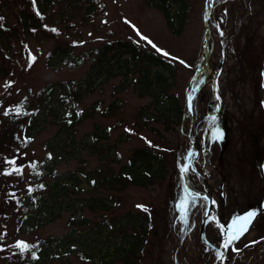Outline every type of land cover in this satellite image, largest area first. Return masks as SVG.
Returning <instances> with one entry per match:
<instances>
[{
  "label": "rangeland",
  "instance_id": "rangeland-1",
  "mask_svg": "<svg viewBox=\"0 0 264 264\" xmlns=\"http://www.w3.org/2000/svg\"><path fill=\"white\" fill-rule=\"evenodd\" d=\"M62 2L55 3L50 9L51 24L57 28V36L25 38V51L22 52V46L17 45L21 53L15 55L18 64L10 80H0V136L5 112L22 97L27 96L34 102L33 95L48 83L54 84L55 92L59 93L67 82H76L90 74L97 79V88L83 98L79 108L95 107V110L90 118L76 127V135L77 138L89 137L93 131L99 133L106 129L107 140L100 138L99 142L105 144L111 153L104 151V160L100 162L96 154L86 155L82 151L80 155L85 159L84 164L76 160L62 162L58 164L57 172L94 171L97 167L104 169L107 166L115 172L134 148L146 144L164 153L167 172L163 180L147 186L125 184L112 191L98 187L92 193H110L114 205L107 212L84 209L82 214L90 222L76 230L69 221L82 215L63 212L54 222L27 234H19L16 232L18 211L5 198H8V192L22 190L23 193L26 190L30 183L28 162L40 160L46 154L45 144L58 129L46 118L44 126L33 134L32 139L7 149L14 154L17 165L23 167L15 171L13 166L5 174H0V264H28L30 252L17 245L23 242L28 246L50 236L57 240L66 236L75 238L74 242L61 247L62 255L50 264H124L127 257L120 252L131 240L133 231L128 227L119 229L116 223L131 211L145 213L138 205L147 209L150 226L139 249L129 255L128 264H216V259L207 257L208 248L201 245H205L200 237L203 218L192 226L185 243H177L181 221L178 212L185 209V203L173 152L181 144V132L187 133L188 127L182 123L169 128L161 123H144L138 112L150 102V98L139 97L132 85L116 91L124 78L116 68V74L105 80L95 76L97 70L91 60L76 67L47 66V53L56 46L64 48L75 43L72 51L77 54L115 40L135 43L157 51L163 58L179 59L174 62L175 81L171 91L182 106L188 80L201 62L208 0H186L188 9L184 30L176 36L171 33L162 12L143 0H93L94 8L90 13H87L85 3L65 10L66 4ZM5 4L0 3L1 9L11 24L15 16ZM223 5L224 8L218 6L214 18L216 29L222 28L226 34L225 60L218 63L217 80L222 106L219 116L198 134V159L215 204L206 226H210L214 235V240L209 242L219 249L215 257L220 251L224 253L218 264H264V0H233ZM111 65L115 67L114 60ZM114 100L118 108L111 115H104L102 112ZM191 108L194 122L205 112L217 109L202 97ZM112 157L116 162L110 160ZM183 164H179V169ZM82 187L88 188L86 183ZM248 212L257 213L251 227L225 248L228 226L236 216ZM213 217L219 219L218 222L212 221ZM69 249L73 252L67 254L65 251ZM78 250L86 252L92 259H84ZM99 257H102L101 261Z\"/></svg>",
  "mask_w": 264,
  "mask_h": 264
},
{
  "label": "trees",
  "instance_id": "trees-1",
  "mask_svg": "<svg viewBox=\"0 0 264 264\" xmlns=\"http://www.w3.org/2000/svg\"><path fill=\"white\" fill-rule=\"evenodd\" d=\"M66 7L74 8L81 3L87 6V13L94 8L93 0H63ZM147 5L155 7L164 15L167 25L173 35H179L184 29L188 3L186 0H143ZM233 0H215L211 17L210 47H209V70L199 74L193 81L192 107L197 104L199 97L205 99L209 105L218 106L219 83L218 78H214V73L219 69L221 61L225 60L226 34L223 29H216L214 18L218 6L224 8L223 4ZM62 0H0V3L7 5L15 21L8 23L7 14L0 5V80L8 82L13 74L14 67L18 64L15 55L20 54L17 45L22 46L25 51L27 37L43 35L57 36V28L52 24L50 9L55 3L61 4ZM63 3V2H62ZM57 4V5H58ZM39 13V15L37 14ZM213 23V25H212ZM55 29L56 31H52ZM70 45L60 48L58 46L47 53V66L50 68L62 65L76 67L87 60L95 64L96 77H103L108 80L115 75L114 69L122 74L123 81L115 88L119 91L124 86L132 85L139 97H149L150 102L139 109L138 116L146 123H161L163 127L169 128L171 125L184 124L186 127H194L191 118L186 115L188 109L185 101L180 106L177 95L172 93L171 87L174 84V62L179 59H166L155 50H149L138 46L135 43L115 40L106 42L95 47L84 49L77 54H73ZM111 60L115 61V67L111 65ZM219 63V64H218ZM201 62L199 63V66ZM96 78L88 75L76 82H67L59 93L55 92V85L48 83L31 98L24 96L20 101L5 112L2 122L3 131L0 136V174H5L10 167H15V171H20L22 166L17 165L14 154L7 149L16 148L22 141L32 139L34 133L42 128L46 121L58 129L54 136L46 144V154L40 159L28 162L29 184L26 190H15L8 192L5 201L16 207L19 219L16 224V232L27 234L35 229L44 227L58 218L63 212H77L82 216L79 219H72L69 224L73 230L80 226L89 224L90 220L83 216L84 209L94 212L99 210L107 212L114 205L113 197L110 193L105 195L92 193L99 188L107 187L110 191L116 190L125 184L136 186H147L154 181H161L167 172L164 153L157 148H151L147 144L143 147L134 148L126 158L124 164L114 172L112 167L94 171H69L58 173L59 163H66L69 160H76L84 164L85 159L80 153L84 151L86 155L96 154L100 162L104 160L103 152L109 153V148L99 142V139L108 138L107 130L93 131L88 136L77 138L76 127L81 125L86 119L92 116L95 107L85 109L79 108L83 98L93 93L96 86ZM214 81L217 82L214 92ZM135 82V84H134ZM195 104V105H194ZM118 108L116 100L109 104L104 111V115L113 112ZM19 109V111H17ZM194 113V110H193ZM207 113V112H205ZM203 117L196 129L200 134L203 128L214 121L216 117ZM181 144L174 150V163L177 172L180 173L179 164L184 162L190 152V141L186 133L180 134ZM5 149V150H4ZM111 153V152H110ZM116 162L113 157L110 159ZM14 161V163H12ZM35 165V167H33ZM195 169H187V183L190 193L185 191L181 183L182 199L185 209L179 210L180 231L177 236V243H185L188 233L199 218H203L206 200L195 196L205 191L203 180L197 175L199 172L205 179L200 161L197 157L194 162ZM97 179H95L96 177ZM87 184V189L82 184ZM87 194V196H85ZM96 194V195H95ZM137 214L135 212L126 213L117 221L119 229L128 227L133 231L131 240L124 244L120 254H124L128 264L129 255H133L143 242L144 235L149 228L148 212ZM219 220V219H218ZM217 218L212 221L218 222ZM179 224V223H178ZM206 238L214 240L210 226H206ZM74 237H60L58 240L52 236L37 240L36 243L28 245L30 257H27L28 264H50L59 258L64 244L74 242ZM124 240L122 241V243ZM53 244V246H52ZM201 244V242H200ZM207 249L206 245L201 244ZM178 250V249H177ZM67 254L73 250H66ZM84 259H90L86 252L78 250ZM215 250L206 251L207 257L216 259ZM177 253V252H176ZM92 259V258H91ZM102 260V257H99Z\"/></svg>",
  "mask_w": 264,
  "mask_h": 264
},
{
  "label": "water",
  "instance_id": "water-1",
  "mask_svg": "<svg viewBox=\"0 0 264 264\" xmlns=\"http://www.w3.org/2000/svg\"><path fill=\"white\" fill-rule=\"evenodd\" d=\"M212 3H213V0H208V6H207V17L204 21V37H203V41H202V47H201V52H202V60H203V68L201 70H197L192 78H194L197 74H199L200 72L204 71L207 69L208 67V59H207V51H208V26H209V19H210V15H211V8H212ZM191 78V79H192ZM211 115H214L211 114ZM210 115V116H211ZM191 130H189V133H188V136L191 137ZM192 148L195 147L196 149V154L198 152V148H199V145H198V142L197 141H192V144H191ZM195 157H193L190 161H187L184 166H183V169H182V179H183V185L185 187V189H187V184H186V178H185V170L187 169L188 166L192 165L193 163V160H194ZM202 197L206 198L207 199V207H206V211H205V217H204V221L201 225V228H200V237H202L204 239V227H205V223H206V220L208 219V214L210 212V210L212 209L213 207V203H212V199H211V193L209 192V190L207 191V193L201 195ZM207 246L209 248H215L214 246H212L209 242H206ZM217 264V263H216Z\"/></svg>",
  "mask_w": 264,
  "mask_h": 264
},
{
  "label": "snow or ice",
  "instance_id": "snow-or-ice-1",
  "mask_svg": "<svg viewBox=\"0 0 264 264\" xmlns=\"http://www.w3.org/2000/svg\"><path fill=\"white\" fill-rule=\"evenodd\" d=\"M35 2V0H33ZM39 15V13H37ZM52 31H56L55 29H52ZM139 34V33H138ZM143 39H147L145 37H142ZM151 43V41H149ZM155 47V45H153ZM158 51H161L160 49H157ZM164 55H168V53L164 52ZM183 63V61H181ZM19 111V109H17ZM14 163V161L12 162ZM35 167V165H33ZM138 207L142 208L143 210L147 211L146 208L142 205H138ZM257 213L255 212H248L242 216H236L231 224L228 226L226 230V240H225V248H227L229 245H231L234 241L239 240L251 227L253 220L255 219ZM22 250H25L28 246L26 244H23V242H20L18 245Z\"/></svg>",
  "mask_w": 264,
  "mask_h": 264
}]
</instances>
